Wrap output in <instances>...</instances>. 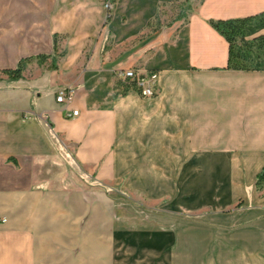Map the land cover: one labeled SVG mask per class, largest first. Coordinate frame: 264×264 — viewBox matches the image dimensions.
Here are the masks:
<instances>
[{
  "label": "crops",
  "instance_id": "crops-1",
  "mask_svg": "<svg viewBox=\"0 0 264 264\" xmlns=\"http://www.w3.org/2000/svg\"><path fill=\"white\" fill-rule=\"evenodd\" d=\"M106 1L0 0V264H264V70L223 68L208 23L264 0H189L153 29L178 0ZM130 67L158 73L153 97L115 94ZM72 167L149 201L178 187L181 210H119Z\"/></svg>",
  "mask_w": 264,
  "mask_h": 264
},
{
  "label": "trees",
  "instance_id": "trees-1",
  "mask_svg": "<svg viewBox=\"0 0 264 264\" xmlns=\"http://www.w3.org/2000/svg\"><path fill=\"white\" fill-rule=\"evenodd\" d=\"M188 3L189 0L182 1L184 7ZM108 16L107 14V19ZM182 17L185 20L186 13L178 14L175 20H179ZM208 23L227 43V61L223 68L233 70H264V32H262L264 29V10L239 17L209 19ZM46 58L47 56L40 55L37 57V60L41 63ZM30 59H21L14 69H7L3 72L11 78L21 77L22 70ZM55 60V55H52V67L55 65ZM129 86H131V82L128 81L117 85L121 89H118L115 94L125 93ZM255 186L259 190L264 189V165L256 174Z\"/></svg>",
  "mask_w": 264,
  "mask_h": 264
},
{
  "label": "rangeland",
  "instance_id": "rangeland-1",
  "mask_svg": "<svg viewBox=\"0 0 264 264\" xmlns=\"http://www.w3.org/2000/svg\"><path fill=\"white\" fill-rule=\"evenodd\" d=\"M183 0H178L177 2H174L171 5V11H161L159 15V19L155 20L152 24V29L154 27H158L159 25L169 22H174L175 17L178 14H184L186 13V7L182 5ZM184 7V8H183ZM107 16V15H106ZM183 19V17L181 18ZM179 19V20H181ZM175 172H167L168 176V186L171 185L172 187L175 184ZM93 176V175H92ZM71 178L72 181H76L79 179L86 180L88 184L96 186L97 190H102V191H110V193L115 197L116 202L118 201L117 208L119 210L121 209L122 211H133L137 213L141 218L149 219L153 217L158 216L159 214L164 215L166 214L167 216H173L178 213V211L181 210V208L178 206V187L175 190V188H169L168 190L172 191H177L176 199H171L169 196V191L167 192V196H163L160 199L154 200V201H149L145 197L134 195V194H129L125 189H120V188H115L111 187L108 185H105L104 183H101L99 181H95L92 179L91 176L87 174H83L79 169L76 168V170L72 167L71 171ZM175 187V186H174ZM94 188V189H95ZM92 189V188H91ZM92 189V191H94ZM96 190V189H95ZM144 220V219H142Z\"/></svg>",
  "mask_w": 264,
  "mask_h": 264
},
{
  "label": "built area",
  "instance_id": "built-area-1",
  "mask_svg": "<svg viewBox=\"0 0 264 264\" xmlns=\"http://www.w3.org/2000/svg\"><path fill=\"white\" fill-rule=\"evenodd\" d=\"M110 1L104 3V7L109 9ZM115 76L123 81L131 82V86L142 97H153L158 90V73L156 71H149L142 68L130 67L126 69H119L114 72ZM72 98L71 89H59L57 91L55 100L57 102L69 103ZM77 110L72 109L68 115L74 116Z\"/></svg>",
  "mask_w": 264,
  "mask_h": 264
}]
</instances>
